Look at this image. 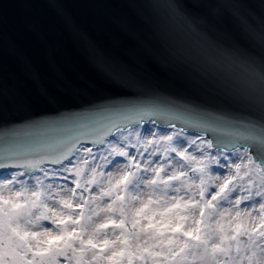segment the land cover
I'll use <instances>...</instances> for the list:
<instances>
[{
	"label": "snow or ice",
	"instance_id": "snow-or-ice-1",
	"mask_svg": "<svg viewBox=\"0 0 264 264\" xmlns=\"http://www.w3.org/2000/svg\"><path fill=\"white\" fill-rule=\"evenodd\" d=\"M114 115L38 158L0 159L26 170L0 178V264H264V117L222 143L158 111Z\"/></svg>",
	"mask_w": 264,
	"mask_h": 264
},
{
	"label": "water",
	"instance_id": "water-1",
	"mask_svg": "<svg viewBox=\"0 0 264 264\" xmlns=\"http://www.w3.org/2000/svg\"><path fill=\"white\" fill-rule=\"evenodd\" d=\"M261 32L264 0H0V159L38 158L120 109L222 143L261 132Z\"/></svg>",
	"mask_w": 264,
	"mask_h": 264
},
{
	"label": "rangeland",
	"instance_id": "rangeland-1",
	"mask_svg": "<svg viewBox=\"0 0 264 264\" xmlns=\"http://www.w3.org/2000/svg\"><path fill=\"white\" fill-rule=\"evenodd\" d=\"M149 128H151L153 131L156 130L154 125H149V124H144V125L141 126L140 129H137V130L141 131L142 133H146L147 129H149ZM117 135H119V134L117 133ZM108 139H109V140H112L113 137H110V138H108ZM83 145H84L85 147H92L94 152H99L100 150H102V147H103V146L93 147V146H91V145H89V144H83ZM16 171H20V170H18V169L9 170V171H7V172H4V173L0 174V178H2V175H3V174H7V173H15ZM25 179H27V177H25ZM224 207H227V205H225ZM44 223L47 225L48 222H44Z\"/></svg>",
	"mask_w": 264,
	"mask_h": 264
},
{
	"label": "flooded vegetation",
	"instance_id": "flooded-vegetation-1",
	"mask_svg": "<svg viewBox=\"0 0 264 264\" xmlns=\"http://www.w3.org/2000/svg\"><path fill=\"white\" fill-rule=\"evenodd\" d=\"M18 170L23 171V170H21V169H18Z\"/></svg>",
	"mask_w": 264,
	"mask_h": 264
}]
</instances>
